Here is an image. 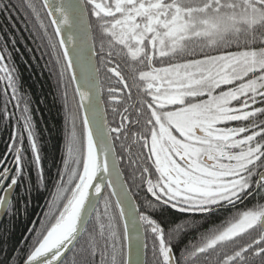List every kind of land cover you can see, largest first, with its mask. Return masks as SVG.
I'll list each match as a JSON object with an SVG mask.
<instances>
[{"label":"snow or ice","instance_id":"obj_1","mask_svg":"<svg viewBox=\"0 0 264 264\" xmlns=\"http://www.w3.org/2000/svg\"><path fill=\"white\" fill-rule=\"evenodd\" d=\"M0 11L22 14L48 56L67 125L44 218L6 264H264V0H0ZM0 84L11 214L48 183L7 42Z\"/></svg>","mask_w":264,"mask_h":264},{"label":"trees","instance_id":"obj_2","mask_svg":"<svg viewBox=\"0 0 264 264\" xmlns=\"http://www.w3.org/2000/svg\"><path fill=\"white\" fill-rule=\"evenodd\" d=\"M12 2L17 3L18 0H12ZM10 14L11 19L8 18V14L0 11V36L3 38L0 44L8 43L19 76L20 93L28 98L31 115L38 132L41 165L48 188L40 187L38 190H33L24 196L22 202H17L11 214H4L0 223V264H6L5 253L11 256L14 249L22 247V242L31 239L29 229L40 226L51 198L53 178L56 177L57 169L61 166L67 132L62 102L57 96L54 79L46 67L48 56L42 55L43 49L37 50L36 42L24 28L23 15ZM10 36L16 40L15 48ZM2 91L3 85L0 84V92ZM4 99L7 97L0 98V109L3 108ZM9 110H12V104L9 105ZM11 132V124L0 125V158L6 151V144L10 142ZM25 147H27L26 140ZM29 155H31L30 152ZM33 176L35 177V172ZM229 214L228 211L219 212L207 220L218 224ZM183 215L176 214L177 217ZM197 220L201 224L206 223L200 217H197Z\"/></svg>","mask_w":264,"mask_h":264},{"label":"water","instance_id":"obj_3","mask_svg":"<svg viewBox=\"0 0 264 264\" xmlns=\"http://www.w3.org/2000/svg\"><path fill=\"white\" fill-rule=\"evenodd\" d=\"M0 194H2V193H0ZM4 214H5V212L0 211V222H1V220H2V218H3V216H4Z\"/></svg>","mask_w":264,"mask_h":264},{"label":"flooded vegetation","instance_id":"obj_4","mask_svg":"<svg viewBox=\"0 0 264 264\" xmlns=\"http://www.w3.org/2000/svg\"><path fill=\"white\" fill-rule=\"evenodd\" d=\"M225 210H221L220 212H224ZM219 213V212H218Z\"/></svg>","mask_w":264,"mask_h":264},{"label":"bare ground","instance_id":"obj_5","mask_svg":"<svg viewBox=\"0 0 264 264\" xmlns=\"http://www.w3.org/2000/svg\"><path fill=\"white\" fill-rule=\"evenodd\" d=\"M4 217V216H3ZM2 221V220H1ZM1 223V222H0Z\"/></svg>","mask_w":264,"mask_h":264}]
</instances>
